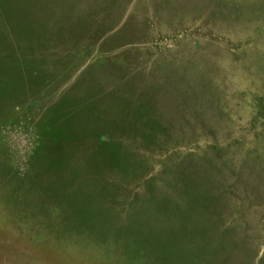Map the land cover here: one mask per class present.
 <instances>
[{
	"label": "rangeland",
	"instance_id": "obj_1",
	"mask_svg": "<svg viewBox=\"0 0 264 264\" xmlns=\"http://www.w3.org/2000/svg\"><path fill=\"white\" fill-rule=\"evenodd\" d=\"M0 243L264 264V0H0Z\"/></svg>",
	"mask_w": 264,
	"mask_h": 264
},
{
	"label": "crops",
	"instance_id": "obj_2",
	"mask_svg": "<svg viewBox=\"0 0 264 264\" xmlns=\"http://www.w3.org/2000/svg\"><path fill=\"white\" fill-rule=\"evenodd\" d=\"M77 246V248H78V245H76ZM80 247V246H79ZM84 262H85V264H89L88 263V258L86 257V259L84 260ZM78 264V263H77Z\"/></svg>",
	"mask_w": 264,
	"mask_h": 264
},
{
	"label": "flooded vegetation",
	"instance_id": "obj_3",
	"mask_svg": "<svg viewBox=\"0 0 264 264\" xmlns=\"http://www.w3.org/2000/svg\"><path fill=\"white\" fill-rule=\"evenodd\" d=\"M0 245H1V248L3 247V245L0 243Z\"/></svg>",
	"mask_w": 264,
	"mask_h": 264
}]
</instances>
